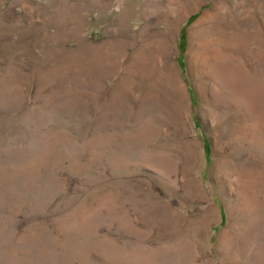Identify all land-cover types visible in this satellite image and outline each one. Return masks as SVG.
Here are the masks:
<instances>
[{"label":"rangeland","instance_id":"1","mask_svg":"<svg viewBox=\"0 0 264 264\" xmlns=\"http://www.w3.org/2000/svg\"><path fill=\"white\" fill-rule=\"evenodd\" d=\"M0 264H264V0H0Z\"/></svg>","mask_w":264,"mask_h":264},{"label":"bare ground","instance_id":"2","mask_svg":"<svg viewBox=\"0 0 264 264\" xmlns=\"http://www.w3.org/2000/svg\"><path fill=\"white\" fill-rule=\"evenodd\" d=\"M150 79V78H149ZM150 81V80H149ZM169 84V83H168ZM170 86H171V84H170ZM169 88V87H168ZM176 95V94H175ZM174 95V96H175ZM174 98V97H173ZM149 132V131H148ZM147 132V133H148ZM149 138V137H148ZM159 148V147H158ZM166 149V148H165ZM145 156V155H144ZM146 157V156H145ZM147 158V157H146ZM187 167V166H186ZM192 187H194V186H192ZM198 193V192H197ZM241 208V207H240ZM165 209V208H164ZM207 210V209H206ZM209 210V209H208ZM165 214H166V212H165ZM211 214V213H210ZM210 214H208V212L206 211H204L203 213H202V216H201V218H200V223L202 224L203 222L204 223H206L207 221H208V216L210 215ZM166 216V215H165ZM183 216V215H182ZM188 216V215H187ZM182 219V218H181ZM186 219V218H185ZM173 224V223H172ZM237 225V224H236ZM165 226V225H164ZM176 227V226H175ZM222 236V235H221ZM232 241V240H231ZM230 241V242H231ZM187 251V250H186ZM196 252V251H195ZM187 255V254H186Z\"/></svg>","mask_w":264,"mask_h":264}]
</instances>
